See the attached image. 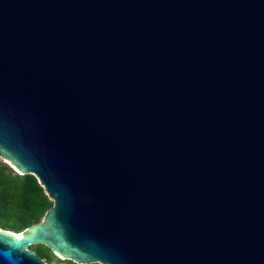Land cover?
<instances>
[{
  "label": "water",
  "instance_id": "1",
  "mask_svg": "<svg viewBox=\"0 0 264 264\" xmlns=\"http://www.w3.org/2000/svg\"><path fill=\"white\" fill-rule=\"evenodd\" d=\"M0 159V264H264V0H0Z\"/></svg>",
  "mask_w": 264,
  "mask_h": 264
},
{
  "label": "trees",
  "instance_id": "2",
  "mask_svg": "<svg viewBox=\"0 0 264 264\" xmlns=\"http://www.w3.org/2000/svg\"><path fill=\"white\" fill-rule=\"evenodd\" d=\"M51 204L52 201L33 174H18L0 160L1 228L19 232L29 225L39 222ZM30 247L48 263L54 258L51 250L44 245L37 244ZM66 264L77 263L67 260Z\"/></svg>",
  "mask_w": 264,
  "mask_h": 264
},
{
  "label": "rangeland",
  "instance_id": "3",
  "mask_svg": "<svg viewBox=\"0 0 264 264\" xmlns=\"http://www.w3.org/2000/svg\"><path fill=\"white\" fill-rule=\"evenodd\" d=\"M2 162L6 163L9 167H11L14 171L15 169L5 160L3 159H0ZM39 245H42V244H39ZM34 247V246H33ZM31 248V247H30ZM32 249V248H31ZM46 261V260H45ZM67 263V260L60 257L59 255L57 254H54V258L49 262V264H66Z\"/></svg>",
  "mask_w": 264,
  "mask_h": 264
}]
</instances>
